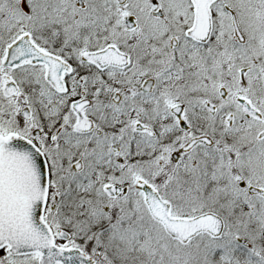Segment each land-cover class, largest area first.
Masks as SVG:
<instances>
[{
  "label": "snow or ice",
  "instance_id": "obj_1",
  "mask_svg": "<svg viewBox=\"0 0 264 264\" xmlns=\"http://www.w3.org/2000/svg\"><path fill=\"white\" fill-rule=\"evenodd\" d=\"M0 264H264V0H0Z\"/></svg>",
  "mask_w": 264,
  "mask_h": 264
}]
</instances>
